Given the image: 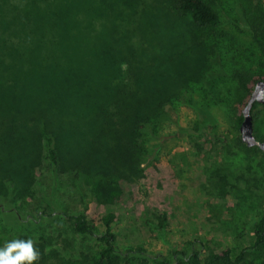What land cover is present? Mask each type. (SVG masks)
Masks as SVG:
<instances>
[{
	"label": "trees",
	"instance_id": "1",
	"mask_svg": "<svg viewBox=\"0 0 264 264\" xmlns=\"http://www.w3.org/2000/svg\"><path fill=\"white\" fill-rule=\"evenodd\" d=\"M261 80L264 0H0V247L32 239L34 264H264V151L240 135ZM250 114L264 142V104ZM178 135L202 194L235 200L237 244L121 247L115 214L95 224L88 202L139 183Z\"/></svg>",
	"mask_w": 264,
	"mask_h": 264
},
{
	"label": "rangeland",
	"instance_id": "2",
	"mask_svg": "<svg viewBox=\"0 0 264 264\" xmlns=\"http://www.w3.org/2000/svg\"><path fill=\"white\" fill-rule=\"evenodd\" d=\"M187 49L185 46L184 50ZM248 54L253 55L252 52ZM183 109L180 118L182 125L191 118L190 111ZM218 147H221V143ZM209 148L207 144L202 153ZM216 151L217 147L213 149V156ZM201 163L202 159L191 155L189 143L178 135L172 141L169 156L148 166L144 179L133 184L121 182L120 195L108 203L91 200L87 204L86 215L89 220L99 224L106 211H112L115 214L113 229L121 247L141 245L150 252L165 255L171 247L179 249L183 243L194 239H200L208 250L214 252L232 247L237 244L235 236L240 234L231 228L233 221L230 212L236 213V210L233 211L235 200L230 196L220 199L207 198L202 194L199 188L204 183ZM29 202H33L31 198L27 199ZM207 203L216 206L218 216L207 215ZM77 208L81 209V206ZM161 213H167L169 222L163 231L155 227L156 216ZM246 232L247 227L244 234Z\"/></svg>",
	"mask_w": 264,
	"mask_h": 264
},
{
	"label": "clouds",
	"instance_id": "3",
	"mask_svg": "<svg viewBox=\"0 0 264 264\" xmlns=\"http://www.w3.org/2000/svg\"><path fill=\"white\" fill-rule=\"evenodd\" d=\"M39 257L32 239H12L0 247V264H34Z\"/></svg>",
	"mask_w": 264,
	"mask_h": 264
},
{
	"label": "water",
	"instance_id": "4",
	"mask_svg": "<svg viewBox=\"0 0 264 264\" xmlns=\"http://www.w3.org/2000/svg\"><path fill=\"white\" fill-rule=\"evenodd\" d=\"M254 103L264 104V80L255 83L250 98L242 110L243 120L240 125L241 140L248 147H257L264 151V142L257 141L253 136L251 109Z\"/></svg>",
	"mask_w": 264,
	"mask_h": 264
}]
</instances>
